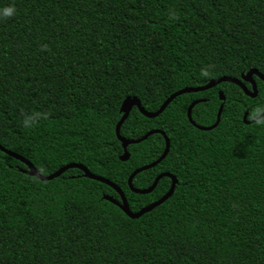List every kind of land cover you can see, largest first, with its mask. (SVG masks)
Here are the masks:
<instances>
[{
	"label": "trees",
	"instance_id": "obj_1",
	"mask_svg": "<svg viewBox=\"0 0 264 264\" xmlns=\"http://www.w3.org/2000/svg\"><path fill=\"white\" fill-rule=\"evenodd\" d=\"M0 146L50 176L83 165L125 194L133 213L159 201L128 185L166 148L160 134L130 145L116 135L127 98L157 112L175 93L211 80L264 75V0H0ZM232 83L184 94L157 118L135 107L120 134L162 131L167 157L133 179L149 189L162 174L173 196L138 219L104 196L111 187L70 169L41 181L0 150V264H264V107ZM251 91L252 85L246 83ZM220 92L225 101L220 100ZM203 100L192 110V103ZM40 114L31 127L25 116Z\"/></svg>",
	"mask_w": 264,
	"mask_h": 264
},
{
	"label": "water",
	"instance_id": "obj_2",
	"mask_svg": "<svg viewBox=\"0 0 264 264\" xmlns=\"http://www.w3.org/2000/svg\"><path fill=\"white\" fill-rule=\"evenodd\" d=\"M254 76H257L261 81L264 82V75L263 74L259 73L258 71H251V72H249L246 75H242V77L240 79H235V78H230V77H222V78L211 80L207 85L202 86V87L183 89V90L173 94L162 105V107L155 113L147 112L142 107L141 102L138 101L137 99L127 98L124 101V103L122 104L121 110H120V112L123 114V116H122V119L120 120V122L118 123V125L116 127L117 138L121 142L122 147L124 149V154L120 158L121 161L126 162V161H128L130 159V154H129L128 150H127L130 145L139 144V143L145 141L151 135L160 134V135H162L165 138V141H166L165 151H164L163 155L156 162L136 170L130 176L129 181H128V185H129L130 190L133 193L138 194V195H146V194L152 193L155 190V188L157 187V184L159 183V181L162 178L168 177V178H170L172 180L171 188H170L169 192L164 197H162L159 201H157V202L145 207L144 209H142L141 211H139L137 213H133L130 210V207H129L128 202H127L126 197H125V194L123 193V191L119 187H117L115 184H113L112 182H110V181H108V180H106L104 178H101V177H98L96 175H93L83 165L70 164V165H67V166L63 167L62 169H60L59 171H57L56 173H54V174H52L50 176H44V175H41L38 172V170L29 161H27L22 156H20V155H18L16 153H13L11 151H8V150L4 149L1 146H0V150L2 152H4L5 154H7L8 156L12 157L13 159L21 162L23 165H25L27 167L26 170L20 169L21 172H23L26 175L32 176V177H34L36 179H39L41 181H44V182L52 181V180H54L56 178H59L62 174H64L65 172H67L70 169H79L80 171L83 172L84 177H86L88 179H91V180H94V181H97V182H100V183H104L107 186L111 187L114 191H116V193L120 197V201H117V200L113 199L112 197H108V196H104V199L106 201L112 203L113 205L117 206L129 218L138 219V218L142 217L144 214L149 213L152 210H154L155 208H157L158 206L162 205L163 203H165L167 200H169L173 196L174 191H175V187L177 185V179L174 176H172L171 174H162V175H159L155 179L153 185L149 189L139 190V189L134 188L133 179L135 178L136 175H138L140 172H143V171H146L148 169L156 167L158 164H160L167 157V155L169 153V150H170V142H169L168 138L166 137L165 133L162 132V131H159V130L151 131V132L147 133L144 137H142L141 139H138V140H127V139L123 138L121 136V134H120V129H121L123 123L129 117V115H130L131 111L133 110V108L136 107L139 110V112L144 117L149 118V119H154V118H157L159 115H161L165 111V109L170 105V103L174 99H176L177 97H179L181 95H184V94L205 92V91H208V90H211V89L215 88L216 86L220 85L221 83H232V84L238 86L239 88H241L246 96L254 99V98H256L258 96L257 86H256V83H255V81L253 79ZM246 83H249V84L252 85V90L251 91L246 86ZM220 100L221 101H225V97H224L222 92H220ZM201 102H204V101L203 100H198V101H195L194 103L191 104V106L188 109V119H189L190 123L194 127H196L197 129H199L201 131H210V130H212V129H214V128H216L218 126V124L220 122V119H221V114H222L224 105H222L220 107V110H219V113H218V116H217V122L212 127H201V126H198L192 119V110H193V108L197 104H199ZM262 115H264V114H262ZM244 121H245L246 124L254 123L253 121H251V122L247 121V113H246V115L244 117Z\"/></svg>",
	"mask_w": 264,
	"mask_h": 264
},
{
	"label": "clouds",
	"instance_id": "obj_3",
	"mask_svg": "<svg viewBox=\"0 0 264 264\" xmlns=\"http://www.w3.org/2000/svg\"><path fill=\"white\" fill-rule=\"evenodd\" d=\"M15 14V8L14 7H7L4 9H0V19H7L11 18ZM264 107H258L256 108L252 114L250 119L253 120L254 123L257 125L264 126ZM40 114H32L25 116L23 120V124L25 127H31L32 124L39 118Z\"/></svg>",
	"mask_w": 264,
	"mask_h": 264
}]
</instances>
